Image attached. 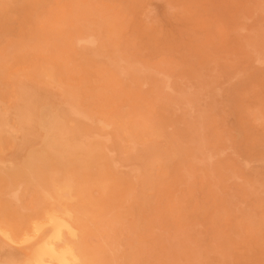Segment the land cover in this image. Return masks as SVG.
Masks as SVG:
<instances>
[{
  "label": "bare ground",
  "instance_id": "1",
  "mask_svg": "<svg viewBox=\"0 0 264 264\" xmlns=\"http://www.w3.org/2000/svg\"><path fill=\"white\" fill-rule=\"evenodd\" d=\"M50 1L61 7L108 8L104 15L111 25L97 21L93 38L89 39L94 41L97 34L104 33L108 40L105 120L98 124L105 131L103 139L94 144L74 141L85 128L78 121L84 119L83 111L66 102L58 114L44 109L43 126L53 136L47 139L42 156L45 163L53 161L67 166L71 155L76 158L84 152L89 165L95 162L103 166L104 195L92 198L84 212L77 210V206L72 208L67 193L61 192L60 200L53 202L51 209L45 208L39 220L26 219L16 228L0 227V238L22 249L21 256H5L0 258V264H143V256L151 248L162 251L156 264H202L203 255L214 248L216 239L225 232L217 218L223 216L228 220L237 210L226 180L236 177L234 172L240 168L233 166L229 177L222 178V167L215 166L213 161L215 154L224 149L226 137L218 134L220 143L209 149L204 133L208 117L204 105L211 103L216 107L221 93L213 66H217L219 56L209 54L212 59L204 61L199 59L198 52L189 50L188 60L199 59L197 66L176 74L169 62L167 67L160 64L168 60V52L184 49L183 44L170 35L144 43L133 22L136 0ZM42 2L48 0H36L37 4ZM261 3H183L193 24L220 36L227 55L234 43L247 50L248 62L234 60L226 65L231 69V77L239 78L254 63L264 65V27L249 25L245 12L246 6L256 11ZM95 14L101 16L100 12ZM0 15H4L3 10ZM117 28L121 34L114 33ZM155 50L159 51L157 60L152 57ZM237 62H241L238 67ZM54 71L53 65H44L41 74L52 79ZM67 95L71 96V92ZM72 116L76 124L68 126ZM236 145L240 149L241 145ZM236 160L248 169L245 161ZM262 174L255 170L251 182L239 184L257 190L260 181L256 177ZM195 177L200 181V195L189 186ZM207 177L213 180L208 182ZM62 179L67 180V175L63 174ZM182 182L187 185L181 194L173 195L174 186ZM45 201H50L46 193L38 206L44 207ZM200 218H205L212 228L209 244L201 249L188 245L186 241L193 242L188 238L184 248L171 259L156 237L161 219H168L181 229H193ZM236 224L249 235L251 231L260 233L256 236L260 242L254 248L259 246L255 248L258 259L264 261V206L259 216L247 214L237 218ZM237 239V232L231 230L228 242L219 241L225 251H231Z\"/></svg>",
  "mask_w": 264,
  "mask_h": 264
},
{
  "label": "rangeland",
  "instance_id": "2",
  "mask_svg": "<svg viewBox=\"0 0 264 264\" xmlns=\"http://www.w3.org/2000/svg\"><path fill=\"white\" fill-rule=\"evenodd\" d=\"M184 1L136 0L133 22L144 43L161 35L179 39L184 49L168 52V60L160 64L167 67L169 62V68L176 74L196 67L199 59L211 60L209 54L219 56L217 66L214 63L213 66L221 93L216 107L211 103L204 105L208 112L204 133L209 149L219 142L218 134L226 137L224 149L215 154L213 161L215 166L222 167V178L229 177L233 166L240 168L234 172L236 177L226 180L237 210L228 220L223 216L217 218L225 232L216 239L214 248L203 255L202 264H264L255 250L259 246L254 248L260 242L256 237L260 233L251 231L249 235L243 226L236 224L237 218L247 214L259 216L264 206V167H259L264 166L261 159L264 152V65L254 63L239 78L231 77V69L226 65L234 60L246 61L247 50L234 43L227 55L220 36L193 24ZM259 1L263 3L256 11L246 6L245 12L249 25L264 27V0ZM0 10L4 11V15H0V227L16 228L26 219L39 220L45 208L51 209L53 202L60 200L61 192L67 193V202L72 208L77 206V210L86 212L92 198L104 195L103 166L95 162L89 165L84 152L76 158L71 155L67 166L53 161L45 163L43 151L53 134L43 126V112L48 108L58 114L66 102L79 107L84 119L78 121L85 128L74 141L90 144L102 141L105 131L98 124L105 120L108 40L104 33L97 34L94 41L89 39L93 38L97 21L111 25L104 15L108 8L61 7L50 0L39 4L36 0H0ZM95 12H100L101 16ZM114 33L121 34L120 29ZM262 48L264 50V41ZM189 50L198 52L199 59L190 62ZM158 55L159 51L155 50L152 57L157 60ZM239 64L241 62L235 66ZM44 65L54 66L52 79L41 74ZM68 91L71 96L67 95ZM69 121L67 125L72 126L73 116ZM237 158L245 161L248 169ZM255 170L263 173L256 177L260 181L257 190L239 184L246 180L251 182ZM63 174L67 175V180L62 179ZM206 180L210 182L213 178ZM186 185L177 183L173 195L181 194ZM189 186L201 194L198 177L193 178ZM45 193L50 201L39 207ZM231 230L237 232L238 239L231 251H225L219 240L228 242ZM211 235L212 228L205 218H200L193 229H181L170 220L161 219L156 237L161 239L172 259L173 254L184 248L188 238L193 240L186 241L188 245L204 249ZM21 251L20 246L0 238V258L21 256ZM161 257L160 248H151L143 256V264H156Z\"/></svg>",
  "mask_w": 264,
  "mask_h": 264
}]
</instances>
